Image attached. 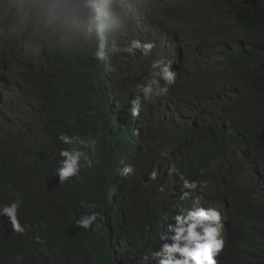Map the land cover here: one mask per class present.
Segmentation results:
<instances>
[{
    "label": "trees",
    "instance_id": "16d2710c",
    "mask_svg": "<svg viewBox=\"0 0 264 264\" xmlns=\"http://www.w3.org/2000/svg\"><path fill=\"white\" fill-rule=\"evenodd\" d=\"M192 1L199 0H182L187 5L180 1L181 11L175 5L167 10V30L179 40L182 33L190 32L195 42L217 48L218 53L203 71H194L196 61L184 44L189 67L172 96L176 104L163 108L153 95L143 103L146 115L141 144L129 140L137 131L123 115L120 92L131 80L146 84L151 68L139 55L124 65L125 70L121 68L123 61L116 64L115 37L120 46L126 35L109 34L110 50L104 62L90 56L92 42L80 44L76 40L74 48L64 51L71 93H56L68 87L57 81L48 87L30 88L32 81L49 71L47 64L25 66L13 56L0 62V70H10L17 88L24 90L0 91V206L19 198L22 206L18 217L25 228L22 233L13 232L0 219V264H154L151 253L158 250L160 235L167 232L163 211L172 196L174 179L181 183L177 173L190 178L199 162L207 166L221 152L226 172L216 170L213 178L237 186L230 194L217 195L228 203V243L222 264H230L232 250L241 255L239 264H264V234L256 213L257 209L264 211V206L254 199L259 182L254 178L244 182L240 176L243 157L253 159L259 172L264 154V0H209L200 8L191 7ZM16 23L21 24L18 15ZM131 28L138 31L133 24ZM0 32L4 39L15 36L7 28ZM155 50L149 64L156 58ZM204 75H210L214 85L202 80ZM25 91L39 93L57 112L53 124L46 128H50V139L43 143L33 124L6 126V106L27 98ZM110 96L116 103L109 104ZM60 133L82 138L91 134L97 140L95 152L89 151L92 167L82 169L79 177H70L62 185L54 176ZM17 153L26 155L25 167L17 163ZM128 161L134 163L125 164ZM126 165L134 167V175H122ZM172 165L177 172L169 175ZM228 166L239 174L235 182ZM153 169L158 170V178L149 181ZM261 169L264 173V162ZM110 186L116 191L113 197ZM39 191L44 198L41 203L36 197ZM81 201L94 202L97 207L85 209ZM91 211L107 215L105 223L99 217L97 230L77 227L75 219ZM117 215L126 218L127 237L120 232ZM173 216L170 213V219ZM109 221L121 241L113 239Z\"/></svg>",
    "mask_w": 264,
    "mask_h": 264
},
{
    "label": "clouds",
    "instance_id": "9594fccd",
    "mask_svg": "<svg viewBox=\"0 0 264 264\" xmlns=\"http://www.w3.org/2000/svg\"><path fill=\"white\" fill-rule=\"evenodd\" d=\"M13 14L19 16L21 24L16 23V16L12 25L7 27L4 25L0 28L1 30L7 28L15 34L14 38L17 35H22L23 40H26L28 36L49 40L48 45L34 44L25 50L37 54L24 56L20 60L21 62H18L19 64H25V66L33 63L40 66L47 64V70L49 71H46L44 75H39L38 79L32 81L31 89L37 86L48 87L49 84L57 81L61 84L65 83L68 87L56 93H71L73 85L70 84L72 79L67 77V57L64 55V51L74 48L76 40L80 44L82 42H92L94 47L90 50V56L98 62H104L108 59L110 50L109 34L126 35L129 40L126 41L127 39H125L118 48L119 53L116 55L114 52L113 54L116 64L124 60V53H126L133 54V60L125 59L122 66L123 70L126 69L124 65L135 61L138 55L151 68V79L146 84L142 82L141 85H138L140 95L137 92L135 96L131 91V86L133 87L134 83H141L140 80H136L134 83L131 80L127 83L125 91L120 92L123 115L130 120V126L133 130H135L134 126L138 122L140 112H142L143 119L146 115L143 103L148 101L152 95L156 102H159V93L167 90L166 87H161L162 81L165 86L169 85L171 92L178 91L177 86L183 79L185 69L189 67L188 52L184 43H182L183 52H177L176 55L177 64L175 68L179 70L176 74L172 70L173 63L169 62L170 64H168L166 62L169 61L167 54L162 53L163 57H157L149 64L150 56L153 55L155 49V39L151 34L132 31L131 24L134 25V29L138 30L134 21L132 23H122L116 19L117 23H115L114 0H25ZM136 17L144 19L142 16ZM144 23L146 25L147 21H144ZM148 29L150 31H163L172 35L167 27L157 21L155 17ZM139 37L143 38L144 41H141ZM4 38V34L0 32V41L6 50L5 45L10 39ZM0 49L3 48L0 47ZM6 58H8L7 55L0 62H4ZM7 66L9 65L7 64ZM137 67L142 68L138 65ZM193 70L200 71L198 66ZM7 74L11 76L10 70H0V91H6L7 94L14 91H24L20 87L16 90H10ZM128 75L130 73H127L126 77ZM206 79L214 85V79L204 75L202 80ZM175 81L176 84L172 86ZM24 94L27 98L15 100L6 106L5 112L8 117L6 126L10 127L12 123L18 122L33 124L37 128L34 132L36 137L43 143L45 140L50 139V128H46L53 124L52 118L57 112L48 107L39 96V93L32 95V93L25 91ZM129 138L130 142H133L132 135ZM57 140L59 142L56 141V145L59 148L60 157L54 170V176L57 182L62 185L70 177H79L82 169L92 167L93 161L89 156V151L95 152L97 140L91 134L87 138H82L80 135H68L66 133L58 134ZM217 157L219 159L214 163L213 161ZM217 157L203 167L207 174V180L212 182L215 181L212 174L216 170L219 171L218 166L225 158L222 152ZM242 159L240 176L245 178L244 182L254 180L258 175L251 174L243 165L247 162V159L244 157ZM129 163L134 162L128 161L125 164ZM228 170L230 171L231 180L235 182L239 174L229 166ZM176 172L175 165L169 167V175ZM122 175H134V167L126 165L122 169ZM177 175H179L181 183L178 185V192L174 187L172 188V196L169 198L168 204L171 213L174 214L171 219L173 224H169L167 232L160 235L162 243L159 245L158 250L151 253L154 264H216L215 255L222 249L225 251L227 249V244L224 243L221 237L223 228L221 213L216 208L210 207L209 195L201 194V188L206 187V181H198L195 177L196 173L190 178L180 173H177ZM157 178L158 170L153 169L148 174V180L156 181ZM161 191H163L162 188ZM254 199L260 206H264L262 194H255ZM80 204L85 209H95L97 207L94 202L81 201ZM21 206L22 201L19 198H14L10 203L0 206V219H3L7 227L16 233H22L25 230L18 217V210ZM225 216L229 231V219L226 211ZM99 217L100 213L98 211L86 212L75 219V224L81 229L91 228L97 230L100 228V224L97 222ZM144 259L147 260L148 257L145 255Z\"/></svg>",
    "mask_w": 264,
    "mask_h": 264
},
{
    "label": "rangeland",
    "instance_id": "374dc122",
    "mask_svg": "<svg viewBox=\"0 0 264 264\" xmlns=\"http://www.w3.org/2000/svg\"><path fill=\"white\" fill-rule=\"evenodd\" d=\"M23 2H25V0H0V28L3 27L4 25L5 27H7L8 25L10 26L13 24V20L16 19V16H17V15H14L13 13L16 12V9ZM193 2L194 1L190 2V6H193ZM173 5H175V0H114V13H115V18L119 22H122V23H132L133 22L132 17L142 16L144 18L143 20L145 22L147 21V24L145 26L147 28H150L152 25L153 18L157 16L163 10L169 7H172ZM21 36L22 35H17L16 38L10 39L5 45L6 50L0 41V47L3 48V49H0V60H3L5 58V55H7L8 58L10 56H13L17 60V62H21L20 60L24 58V56H30V55L37 54L36 52L34 53L32 51H25L29 49L30 47H32L34 44H40V45L49 44V40L47 39H39V38H33L31 36H28L26 40H23ZM172 36L175 37V39L172 40L173 44L171 43L170 39H166L164 41L163 46L160 48V51H162L163 54H168V51L183 52L182 43H184L190 48L192 57H194L196 64L199 67L200 71H203L206 68V66L210 65V59L211 58L213 59V57L216 56L218 53L217 48L215 49L210 45H202L201 42H195L193 35H182L181 40H179L173 33H172ZM139 38L141 41H144L143 38L141 37ZM128 40L129 39H127L126 41ZM124 55H125V58L123 61H125V59L133 60V54L129 55V54L124 53ZM136 76L137 75H134V78H136ZM176 78H178V76H176ZM213 78L217 79V77H213ZM207 79L205 81H207ZM185 83H187L186 80H185ZM141 84L142 83H139V84L134 83L133 84L134 86L133 87L131 86V91L134 95L137 94L138 90L140 89L138 85H141ZM8 86L10 90H16V88L18 87L17 84L13 82L12 76H9V75H8ZM161 87L162 88L165 87L163 81H162ZM166 87L168 90H170L169 85H167ZM175 93L176 92L173 91L172 93L167 95L165 99L168 102L170 107H172L174 103L176 104L177 99L172 97ZM177 109H178L177 111H181L179 110V108ZM16 156H17V163L19 164V166L25 167L26 155L22 153H17ZM218 159L219 158L217 157L213 162L216 163ZM41 194H42V191H39V193L36 194V197L39 203H41L44 199L41 196ZM131 210H129L127 215H130ZM106 217L108 216L104 215L103 213H100V218L103 223H105L104 218Z\"/></svg>",
    "mask_w": 264,
    "mask_h": 264
},
{
    "label": "bare ground",
    "instance_id": "6f19581e",
    "mask_svg": "<svg viewBox=\"0 0 264 264\" xmlns=\"http://www.w3.org/2000/svg\"><path fill=\"white\" fill-rule=\"evenodd\" d=\"M180 1L182 2V0H175V6L179 7V9H177V11H181V3H180ZM208 3H209V0L194 1L193 2V6H191V7L200 8L202 6H207ZM183 4H185V3H183ZM185 5H187V4H185ZM170 8L171 7L163 10L157 16H155V19L157 21L161 22L162 24H164L166 27H167V25H169V22H168L169 15L167 13V10H169ZM137 18H140V19H137ZM132 20L135 22L139 33H141V34H145V33L151 34L153 36V38L155 39V48H156L155 57L156 58L157 57H163V54H162L163 52L160 51V48L163 46L164 41L166 39H170V41L172 43V40H174L175 37H173L169 33L163 32V31H150L145 26V23H144V21H143V19L141 17L134 16V17H132ZM115 23H117L116 18H115ZM182 35H192V33L185 32V33H182ZM115 36H117V35L115 34ZM193 37H194V35H193ZM118 48H119V43L117 42V39L115 37V44L113 46V49H114V52H115L116 55L119 53ZM262 54H264V53H262ZM167 55H168L169 61H166V62L168 64H170L169 62L173 63L172 70L176 74V72L179 71L178 69L175 68V65L177 64V56H176L177 52L176 51H171V52L168 51ZM212 77H217V76L215 74H212ZM189 79H190V76H189ZM191 79L196 80L197 77L193 76V77H191ZM142 82L143 81H141V83ZM175 84H176V82L174 84H172V85L174 86ZM166 89H167V87H166ZM175 92H177V91H175ZM170 93H172V92L170 90H168V89L165 92H160L159 93L160 94L159 101H160V103H161L163 108L164 107L172 108V107L169 106L168 102L165 100L167 95H169ZM107 95L109 96V94H107ZM108 98H109L108 100H109V104L110 105H112L113 103H116V100H115V98L113 96H110ZM162 101H164V102H162ZM130 119L132 120L131 116H130ZM143 122H144V119H143V116H142V112H140L139 118H138V122H136V125L134 126V129H135V131H137V134H132L133 143L134 142H137L139 144L142 143V136L144 134V132H142ZM133 147H135V146H133ZM263 162H264V154H263L262 160L258 163L259 164V172L254 167V161L251 158H247V162L243 163V165L249 170V172L251 174L258 175L255 178L259 182V186H260L257 190H258V193L262 194L263 197H264V173H262V171H261ZM204 163L205 162H201V163L199 162L198 165H196V172H195L196 176L195 177L197 178L198 181H206L207 182L206 187L201 188V194L209 195L210 207L216 208L217 210L220 211V213H221V222L223 224L221 237H222L224 243L227 244L228 243V235H227L228 225H227V221H226L225 211L228 208V203L226 201H224V200L219 199L217 197V195L218 194H223V195L230 194L233 191V189H235L237 186L234 185V183L227 182L226 180H221L220 182H215V181L212 182V181L207 180V177H206L207 174H206L205 169L203 168L204 167ZM218 169H219L220 173H225L226 172V166H225V162L224 161L218 166ZM160 171L162 172V169ZM256 180H255V182H256ZM174 182H175L174 183V188H175L176 192H178V184H177V179L176 178L174 179ZM116 186H117V184H116ZM110 192H111L112 197L116 193V191H114L111 186H110ZM121 194H122V191H121ZM165 211H167V212H165ZM119 212L124 213L122 211H119ZM163 212H164L163 213L164 217L166 219V225L165 226H166V229H168V225L169 224H173L172 220L170 219L171 211H170L169 207H166ZM165 213H167V214H165ZM256 213H257V219L259 220V227H260L261 231L264 234V225L262 223V221H264V211H262L260 209H257ZM124 214H126V213H124ZM117 218H118V220H117L118 221V225L120 227V232L123 233V235H125V237H127L126 218L120 217V215H117ZM111 224H112V222L109 221L110 227H111ZM111 229H112L111 232L113 234L112 235L113 239L115 241H121L119 236L114 232L112 227H111ZM223 253H225V250L222 249L218 254L215 255L214 259L216 260V264H222L221 256H222ZM261 254H264V249L261 251ZM240 260H241V255L236 250H232L230 252V264H239Z\"/></svg>",
    "mask_w": 264,
    "mask_h": 264
}]
</instances>
